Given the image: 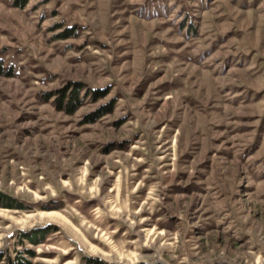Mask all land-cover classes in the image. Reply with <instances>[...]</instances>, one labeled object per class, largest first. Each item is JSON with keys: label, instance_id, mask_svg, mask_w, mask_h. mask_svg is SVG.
Wrapping results in <instances>:
<instances>
[{"label": "rangeland", "instance_id": "obj_1", "mask_svg": "<svg viewBox=\"0 0 264 264\" xmlns=\"http://www.w3.org/2000/svg\"><path fill=\"white\" fill-rule=\"evenodd\" d=\"M0 191L33 264H264V0H0Z\"/></svg>", "mask_w": 264, "mask_h": 264}, {"label": "trees", "instance_id": "obj_2", "mask_svg": "<svg viewBox=\"0 0 264 264\" xmlns=\"http://www.w3.org/2000/svg\"><path fill=\"white\" fill-rule=\"evenodd\" d=\"M17 2H18L19 7H23L29 2V0H17ZM103 96H105V93L95 92V99H100ZM63 102L64 100L60 99L59 101L60 110L63 109L64 107ZM78 103L80 104L78 94L76 93L72 94V97L67 104V108H66L67 112L73 113L77 109ZM106 111H111V107ZM101 112L100 114H98V116L104 115L105 110ZM94 121H96V119L91 118L90 123H93ZM15 202L16 201L12 197L0 191V207L14 208L16 207ZM47 233H48L47 230L43 228H37L31 231H24L20 233L21 241L22 243L28 242L31 246H38L43 243V241L46 238ZM35 258H36V253L34 252V250H31V249H26L24 252H17L14 258L7 256L3 253H0V264L3 262H6V264H33L32 260ZM82 264H111V263H107L98 258L85 257L83 259ZM142 264H145V263H142Z\"/></svg>", "mask_w": 264, "mask_h": 264}]
</instances>
